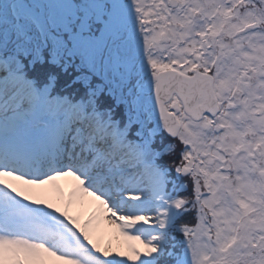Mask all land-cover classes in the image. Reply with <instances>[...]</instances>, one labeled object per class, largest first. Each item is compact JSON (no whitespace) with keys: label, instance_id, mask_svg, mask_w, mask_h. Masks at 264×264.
Masks as SVG:
<instances>
[{"label":"snow or ice","instance_id":"obj_1","mask_svg":"<svg viewBox=\"0 0 264 264\" xmlns=\"http://www.w3.org/2000/svg\"><path fill=\"white\" fill-rule=\"evenodd\" d=\"M0 264H264V0H0Z\"/></svg>","mask_w":264,"mask_h":264}]
</instances>
